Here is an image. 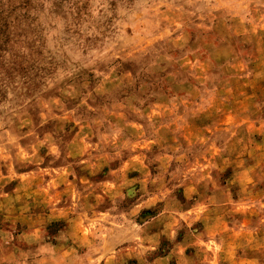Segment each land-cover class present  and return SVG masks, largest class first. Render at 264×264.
Listing matches in <instances>:
<instances>
[{"label":"rangeland","instance_id":"rangeland-1","mask_svg":"<svg viewBox=\"0 0 264 264\" xmlns=\"http://www.w3.org/2000/svg\"><path fill=\"white\" fill-rule=\"evenodd\" d=\"M0 264H264V0H0Z\"/></svg>","mask_w":264,"mask_h":264}]
</instances>
